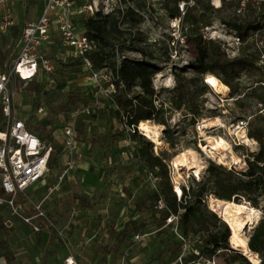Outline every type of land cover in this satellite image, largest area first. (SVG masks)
<instances>
[{
  "label": "trees",
  "instance_id": "trees-1",
  "mask_svg": "<svg viewBox=\"0 0 264 264\" xmlns=\"http://www.w3.org/2000/svg\"><path fill=\"white\" fill-rule=\"evenodd\" d=\"M128 1L133 4L134 8H128L123 19L120 17V10H116L108 14L99 12L82 21L86 34L96 44L91 54L95 66L101 67L105 63H113L116 44L121 45V51L138 52L142 58L126 57L122 61L119 68L117 91L111 103L103 105L92 115H84L78 123L80 139L82 134L88 136V130L93 123L89 117L98 116L106 110L113 111L126 126H134L135 131L131 132V137L141 142L135 154L142 168L148 169L150 174L159 177L156 190L136 206L137 211L146 212L148 216L141 217L140 221L126 223L120 234L119 243H126L131 232L133 233L131 239L137 233H150L147 228L152 223L156 227L155 230L160 231L165 226L172 233L173 239L161 252L162 255L169 257L168 264H212L218 257H225L224 264H254L243 252L231 246L232 232L229 224L215 210L208 207L207 199L210 193L214 195V198L227 201L247 198L254 207H261L264 211V207L260 204V199H264V67L258 64V55L252 49L251 44H246L240 55L230 58L218 41L204 37L200 25L205 24L203 27L211 25V16L215 14L228 27L237 30L244 41L249 32L258 25L252 18L241 21L236 18L227 19L230 16L229 9L235 3L226 4L222 9L215 10L209 0H196L195 5L187 10L185 22L190 25L189 43L194 48V59L186 68H182L181 72L175 74L174 89L178 100L177 108L186 106L195 117L200 115L199 100L209 90V85L204 82V76L212 74L230 88L232 95H236V102L246 111L245 115L251 112L248 136L258 142L259 148L257 151L248 153L245 169L230 168L210 161L201 177H192V183L189 182L188 186H181L182 195L179 197L174 190L170 167L166 159L155 154L154 143L138 133L137 126L145 121L156 119L163 110L155 104L156 90L153 86V78L162 68L154 61L153 54L147 49L150 44L146 40V35L139 30H136V34L132 31L135 25L141 24L144 20L138 12L144 10L139 3L140 0ZM183 1L187 0H164V8L169 18L179 17L178 4ZM36 2L38 0L31 1L32 4ZM20 33L21 29L17 26L12 27L8 33H0L1 72L6 70L8 64L16 56V54L13 56L11 50L7 48V39L9 36L15 37L17 46H19ZM74 64L80 65V62L62 63L55 73L60 71L61 74H65L66 69L72 68ZM187 68L193 70V76L185 75ZM243 76L254 81L247 91L242 90L240 80ZM24 82L19 80L18 84L21 85ZM43 87L42 83L37 80L35 89L46 92L47 89ZM90 91L92 92L91 87L87 91L80 88L70 91L67 94V101L60 106L59 111L70 112L84 94H91ZM260 103L263 104L262 107H259ZM0 117H2L1 110ZM32 119L31 117L27 120V127L53 147L50 169H61L63 145L61 140L54 135L55 123L51 121L48 125H42L38 121L35 126H32ZM94 138L97 137L94 135ZM0 194H3L1 184ZM73 196L80 206L90 207L91 201L86 195L75 192ZM26 198L25 195L19 194L16 199L17 205L27 214H33L32 205L24 206ZM160 200L165 205L162 208L159 207ZM172 214L179 215L178 230L189 244L186 251L183 250L185 243L176 235L173 225L167 224V218ZM49 228L55 231L53 226ZM8 234L9 228L5 225L0 204V235ZM248 243L249 248L258 254L260 264H264V218L253 228ZM0 248L9 262L12 261L13 254L5 240H0ZM195 251H198V254ZM182 254L180 262L179 257Z\"/></svg>",
  "mask_w": 264,
  "mask_h": 264
},
{
  "label": "rangeland",
  "instance_id": "rangeland-1",
  "mask_svg": "<svg viewBox=\"0 0 264 264\" xmlns=\"http://www.w3.org/2000/svg\"><path fill=\"white\" fill-rule=\"evenodd\" d=\"M31 1L35 0H15L17 27L19 29H22L25 23L38 20L40 16L43 2L38 0V2L32 4ZM139 3L144 10L148 11L153 29H150L144 21L135 25L134 29L142 31L146 35V40L150 44L147 49L153 54L154 61L162 68L154 76L153 86L156 90L155 104L163 110L156 119L151 120L153 124L159 125V143L146 136L141 129L138 130V133L154 143L155 154L166 159L170 167L174 190L177 193V185L180 187L183 185L188 186L189 182L192 183L193 181L192 177H201L210 161L225 165L203 149L202 145L206 146L208 144V137H225L230 149L233 151L229 154V164L226 163L225 166L230 167L235 164L239 169H245L247 164L244 162L248 153L254 151L257 146L251 140L252 142H247V144L240 147L236 142L233 130L230 128L231 123L245 116L246 113L238 106L236 95L229 92L228 96H222L217 93L207 83L205 75L204 82L209 85V90L199 100L200 115L195 117L186 106L177 108L178 100L174 89L176 85L175 74L181 72V69L186 68L192 61L194 48L192 46L185 48V51L181 52L182 59L171 60L168 55L166 40L155 42V39L159 37L168 38L170 36L169 18L164 8V0H140ZM229 15L227 19H235L234 6L229 9ZM210 21L214 26V30L220 34L224 32V23L218 16L213 14ZM204 25H200L202 31ZM7 48L11 50L13 56L17 53L19 46H17L15 37H8ZM123 52L125 54L129 53L130 56L135 58H142L140 53L134 55L129 50ZM56 64L60 68L62 62H56ZM185 75L191 77L194 72L191 68H187ZM55 79L56 85H48L45 79L40 81L42 86L46 87V92L35 89L37 80L24 82L21 85L17 84L18 93L15 106L18 117L27 120L33 118L31 120L32 126H35L38 121L42 125H48L53 121L55 123L54 133L58 134L73 110L68 113L59 111L60 106L67 101V94L77 88L87 91L91 85H89V81L79 64H74L72 68L66 69L65 74H61L60 71L56 72ZM240 81L243 91H247L254 84V81L247 76H243ZM90 93L92 94L91 91ZM91 94H84L74 108L89 104L92 101ZM102 102L103 105L110 104L111 99L104 97ZM40 105L46 107L45 115L38 116L35 114V110ZM250 114L251 112H248L246 115ZM212 117H219L223 126L212 128L205 126L206 128L202 131L197 130L198 123H203L205 119ZM89 119L93 123L88 130V136L82 134L79 139L82 158L79 161L78 169H83L85 172L76 169L74 175L66 178L62 183H58L56 175L52 174L49 177L47 176L42 184L33 185L27 190V196L33 201L46 199L47 223L49 226L54 227L56 241L59 242L61 247H72V243H74L73 245H75V249L81 255L82 260L87 253L84 247H86L88 239L94 233L100 231L98 235L100 243L96 245L98 247L94 248L100 250L104 246L106 237L111 233V229L121 234L126 223L140 221L141 217H147L148 213L137 211L136 206L141 200L148 198V195L155 191L157 186L151 178L150 171L146 168L143 169L140 160L136 158L135 152L141 145L140 140L131 137L132 133L127 130V127L122 126V122L113 111L106 110L98 116L89 117ZM195 119L196 122H194ZM94 135L97 138L93 139ZM44 142L48 144L47 141ZM185 150H194L199 154L198 157L203 165V170L200 174H196L194 170L180 169L182 178L178 179L180 183L177 184L176 178L179 176V172L174 165V158ZM234 156L236 157V163L232 161ZM85 175L90 178L86 179ZM49 187L54 188L51 194H49ZM75 192L89 197L90 207L80 206L73 196ZM207 200L208 207L215 210L230 226L228 218L231 215V206L228 207L229 201L214 198L211 193L208 195ZM232 202L242 207L245 205L253 206L247 198ZM260 204L264 207L263 198L260 199ZM255 208L261 211L260 220H262L264 218L263 209L261 207ZM247 211V209L244 210L241 213L242 216L248 215L249 211ZM257 224H251L250 222L246 224L243 234L248 238V241L253 228ZM155 228V225L150 223L147 228L150 234L139 242H134L131 239L133 233H129V239L121 247L116 246L118 244V238H116L112 242V247L114 246L112 249L114 250L110 254L112 264H168L169 257L162 255L161 252L167 243L173 239L172 233L165 226L160 231L155 230ZM230 229L232 232L231 226ZM20 239V247L24 253L30 256L33 255L31 259L38 260L40 257L39 252L35 250V254H33L31 250L36 242L35 233L33 231L23 232ZM230 243L232 247L237 249L232 244L231 239ZM188 248L189 244L185 243L183 250L186 251ZM247 257L254 264H260V259ZM24 259H26V263L31 262L30 259L27 260V257ZM224 262L225 257H218L216 262L212 264H224ZM106 264H108V261H106Z\"/></svg>",
  "mask_w": 264,
  "mask_h": 264
},
{
  "label": "built area",
  "instance_id": "built-area-1",
  "mask_svg": "<svg viewBox=\"0 0 264 264\" xmlns=\"http://www.w3.org/2000/svg\"><path fill=\"white\" fill-rule=\"evenodd\" d=\"M43 8L36 21L25 23L20 33L19 50L16 56L8 64L5 71H0V184L3 194H0V204L5 205L10 213L32 227L33 231L39 232L44 226L48 227V215L45 211V201L42 199L34 205V213H25L17 205L16 199L19 194L27 197L29 187L44 180L50 173V159L53 147L46 144L36 133L27 127V119L16 115L15 101L17 98V84L19 80L25 82L45 79L48 85L56 84V62H80V66L92 87V101L87 105L73 108L70 117L62 125L61 132L56 133L63 145L62 168L57 177L58 183H62L74 171L82 158L79 143V119L84 115H92L103 106V98L112 100L117 91L119 68L126 58H135L121 51L120 44L114 48L113 63H105L101 67L95 66L91 54L96 44L86 34L82 21L97 13H111L120 10L123 19L128 8L133 4L128 0H40ZM196 0H187L178 4L179 17L169 18L170 36L159 37L155 42L163 39L168 45V55L171 60L182 59V51L190 48L189 32L190 25L185 22L187 10L193 7ZM215 10H220L226 4H234L235 18L244 20L252 18L255 24L244 41L237 30L223 24L222 34L214 30L213 24L204 27V37L218 41L227 55L232 58L240 55L242 47L251 44L252 49L258 55V64L264 67V0H209ZM137 10V9H136ZM138 11V10H137ZM143 16V21L150 29L153 23L148 11H138ZM17 26L15 0H0V33H8ZM127 26V24H126ZM134 34L136 30L132 29ZM184 48V49H183ZM130 51V50H129ZM134 51H130V53ZM141 55V54H140ZM194 59V55L192 60ZM264 84V83H263ZM43 89H46L44 86ZM263 104L260 103L259 107ZM35 114L45 115L46 107L40 105ZM252 116L245 115L233 123V130L238 145L247 144L251 139L257 146L259 144L248 136L249 122ZM127 127L129 132H134V126ZM140 130V126H137ZM206 127L203 123L197 124V130L202 131ZM243 133V134H241ZM246 136V137H245ZM250 141V142H252ZM247 164V162H244ZM239 169L235 164L230 168ZM151 178L157 184L159 177L151 174ZM54 188H49V194ZM180 197L182 193H178ZM162 200L159 207H164ZM167 224H172L176 235L187 243L186 239L178 230L179 215L172 214L167 218ZM150 233H137L133 236L134 242L145 239ZM198 254V251H195ZM183 254L179 257L182 261ZM61 264H77L72 257H68ZM201 264V263H200Z\"/></svg>",
  "mask_w": 264,
  "mask_h": 264
},
{
  "label": "crops",
  "instance_id": "crops-1",
  "mask_svg": "<svg viewBox=\"0 0 264 264\" xmlns=\"http://www.w3.org/2000/svg\"><path fill=\"white\" fill-rule=\"evenodd\" d=\"M54 135H56V133H54ZM79 164L76 169L79 168ZM76 169L71 172L68 178L74 175ZM60 170L61 169H57V170L50 169V173L48 174V177L53 174L56 175V180H57ZM78 170H81V172L83 173L85 172V170L83 169H78ZM85 178L89 179L90 177L88 175H85ZM44 180L39 181L41 183L37 182L35 185L42 184ZM26 199L27 201L24 204L25 207H28L29 205H32L34 207L35 204H37L42 200L41 199V200L33 201L32 199H30L29 196H27ZM45 207L46 204L44 208ZM24 212L27 213L25 210ZM2 214L4 216L5 225L9 228V234L5 236L0 235V240L2 239L7 242L9 249L12 251L13 260L9 262L4 251L0 248V264H27L30 261L26 263V259H24L26 257L28 258L27 260L29 259L31 260L29 264H61L68 257H72L77 264H106V261H108V264H112L113 261H110V254L114 250L112 249L114 248V246L112 247V242L116 238H118V244H116V246L121 247L123 245L119 243L120 234L114 229H111L112 231L106 237L104 246H102L100 250L94 249L98 247L96 245L97 244L99 245L100 243L99 242L100 238L98 236L100 234V231H98L88 239V243L86 247H84V250L87 253L85 254V257L82 260L81 255L76 251L75 245H73L74 243H72V247H61L59 245V242L56 241L55 239L56 236L55 231L54 232L51 231L49 227L44 226L41 231L35 232L33 231L32 227H30L28 224L24 223L21 219L13 216L5 205H2ZM28 231H33L35 233L36 242H35V246L32 247L31 250L33 251V254H35V250L39 252L40 257L38 260L31 259L33 258V255L32 256L26 255V253H24L23 249L20 247L21 239L19 240V238L21 236V233ZM72 238L74 239L73 236ZM103 253L104 255H102Z\"/></svg>",
  "mask_w": 264,
  "mask_h": 264
},
{
  "label": "bare ground",
  "instance_id": "bare-ground-1",
  "mask_svg": "<svg viewBox=\"0 0 264 264\" xmlns=\"http://www.w3.org/2000/svg\"><path fill=\"white\" fill-rule=\"evenodd\" d=\"M206 81L207 83L214 88L217 93L221 94L222 96H228L230 92V88L222 83L216 76L212 74L206 75ZM172 81V80H171ZM204 125L206 127L212 128V127H222L223 123L222 120L219 117H212L207 118L204 120ZM140 126V129L142 132L154 140L156 143L160 142V128L159 125L153 124L151 120L143 122ZM243 134V133H241ZM246 137V136H245ZM208 144L206 146L202 145L203 149L207 151L208 153H211L214 157L218 159L219 162L228 163V160L230 159L229 154H231L233 151L230 149V145L225 137L219 136V137H208ZM246 141L250 142L251 139H247ZM199 154L195 152L194 150H185L181 153H179L174 158V165L176 169L179 172V176L177 179V184L180 183L178 180L179 178H182L180 174V169H186L187 171L194 170L196 174H200L203 170V165L200 162V158L198 157ZM211 155V156H212ZM233 163H236V157L234 156L232 159ZM229 164V163H228ZM177 192L182 193L181 187L177 185ZM231 206V215L228 218L230 226L232 228V238L231 242L232 244L237 248L243 251L247 256H249L252 259H259V256L257 253L251 251L249 248L248 238L243 234L244 228L246 227V224L249 222L251 224H257L260 220V210L256 209L253 206H238L232 201H229L228 207ZM227 207V208H228ZM248 210V215L242 216V212L244 210Z\"/></svg>",
  "mask_w": 264,
  "mask_h": 264
},
{
  "label": "water",
  "instance_id": "water-1",
  "mask_svg": "<svg viewBox=\"0 0 264 264\" xmlns=\"http://www.w3.org/2000/svg\"><path fill=\"white\" fill-rule=\"evenodd\" d=\"M239 251H241L240 249H238ZM252 251V250H251ZM241 252H243V251H241ZM245 256H246V254H244ZM247 257V256H246Z\"/></svg>",
  "mask_w": 264,
  "mask_h": 264
}]
</instances>
